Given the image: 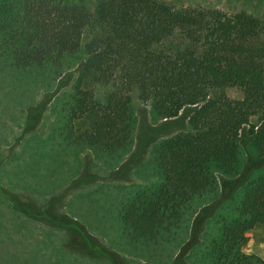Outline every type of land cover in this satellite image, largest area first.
I'll use <instances>...</instances> for the list:
<instances>
[{
	"label": "trees",
	"instance_id": "trees-1",
	"mask_svg": "<svg viewBox=\"0 0 264 264\" xmlns=\"http://www.w3.org/2000/svg\"><path fill=\"white\" fill-rule=\"evenodd\" d=\"M79 3L0 0V54L24 70L57 68L63 55L85 54L63 108L62 132L98 157L132 145L133 90L155 119L186 115L189 131L152 149L159 181L138 189L119 212L133 240H155L193 206L222 199L219 176L242 171L246 126L251 150L264 156V21L246 11L177 9L162 0H101L94 12ZM97 85L109 87L103 98ZM232 88L242 98H230ZM212 224L218 226L207 242L208 259L253 264L243 244L249 231L264 225V170L219 206L206 231Z\"/></svg>",
	"mask_w": 264,
	"mask_h": 264
},
{
	"label": "rangeland",
	"instance_id": "rangeland-1",
	"mask_svg": "<svg viewBox=\"0 0 264 264\" xmlns=\"http://www.w3.org/2000/svg\"><path fill=\"white\" fill-rule=\"evenodd\" d=\"M76 1L94 12L101 0ZM162 1L177 9L246 11L264 21V0ZM89 37L87 30L83 42ZM84 57L83 52L63 55L57 68L49 64L24 70L0 54V264H214L205 254L218 225L206 231L209 219L264 170V156L250 148L249 126L241 136V173L219 176L222 199L204 208L193 206L155 240H133L119 212L138 189L159 181L152 149L189 131L188 118L155 119L150 105L133 90L134 140L126 152L98 157L85 146L70 144L62 132L63 108L74 94ZM95 88L97 98L109 90ZM227 95L242 98L235 88ZM243 252L255 258L253 264H264V225L247 233Z\"/></svg>",
	"mask_w": 264,
	"mask_h": 264
}]
</instances>
